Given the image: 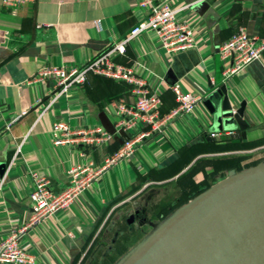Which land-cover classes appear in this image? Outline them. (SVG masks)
<instances>
[{
    "label": "crops",
    "instance_id": "obj_1",
    "mask_svg": "<svg viewBox=\"0 0 264 264\" xmlns=\"http://www.w3.org/2000/svg\"><path fill=\"white\" fill-rule=\"evenodd\" d=\"M172 8L180 9L177 19L193 30V48L168 54L146 31L116 58L135 67L148 86L161 88L162 114L176 106L166 86L178 83L183 92L203 98L222 82L219 46L239 27L264 37V0H173ZM139 17L131 0H31L14 13L0 0V164L6 167L0 177V240L29 218L30 172L47 177L52 189L60 191L67 185L65 169L83 161L80 150L99 165L118 147L117 139L101 149L54 146L52 125L61 121L71 129L101 126L111 132L116 116L110 103L132 102L127 85L90 74L81 88L45 109L52 81H28L44 67L81 65L125 37ZM226 86L234 105L245 102V134L211 139L210 133L223 131L213 130L202 103L174 118L164 133L146 139L131 157L102 173L68 208L27 231L20 246L34 257L33 264H77L94 243L86 262H102L99 252L112 244L106 229L116 210L134 198L137 211L161 202L148 185L171 182V190L181 185L189 199L229 169L227 158H237L231 160L241 167L263 165L264 54Z\"/></svg>",
    "mask_w": 264,
    "mask_h": 264
},
{
    "label": "built area",
    "instance_id": "obj_2",
    "mask_svg": "<svg viewBox=\"0 0 264 264\" xmlns=\"http://www.w3.org/2000/svg\"><path fill=\"white\" fill-rule=\"evenodd\" d=\"M30 1L2 0V4L14 13ZM131 2L138 9L140 17L125 37L112 42L107 49L94 54L81 65L68 70L55 66L44 67L28 81V83L52 81L53 91L45 109L60 97H69L72 90L81 88L90 74L124 83L129 88L132 102L127 104L119 99L110 103L116 116L113 132L101 126L71 129L61 121L52 125L54 146L101 149L117 139L118 147L112 154L105 156L99 165L86 159L85 154L80 150L79 156L83 161L69 165L65 169L67 185L60 191L52 189L47 177L30 172L32 180L28 194L30 215L24 226L11 230L0 240V264H33L34 257L20 246V240L28 230L40 225L56 212L68 208L92 187L102 173L131 157L146 139L164 133L171 120L190 113L201 103L202 97L183 92L180 85L174 83L165 88L174 94L176 106L169 113L162 114L161 88L148 86L135 67L116 62L117 56L125 54L129 42L146 31L155 34L159 47L168 54L193 48L196 42L189 25L177 19L180 9L172 8L173 0H131ZM263 54L264 37L249 35L244 28L239 27L219 46L222 82L226 84L251 63L259 61ZM210 85L213 86L214 83L211 82ZM39 102L40 100L37 101ZM232 134L233 132L210 133L209 137L219 139Z\"/></svg>",
    "mask_w": 264,
    "mask_h": 264
},
{
    "label": "water",
    "instance_id": "obj_3",
    "mask_svg": "<svg viewBox=\"0 0 264 264\" xmlns=\"http://www.w3.org/2000/svg\"><path fill=\"white\" fill-rule=\"evenodd\" d=\"M201 103L212 118L213 130L243 134L249 130L245 102L234 105L225 83L211 87ZM5 168L0 164V177ZM142 245L123 264H264V168L230 172Z\"/></svg>",
    "mask_w": 264,
    "mask_h": 264
},
{
    "label": "rangeland",
    "instance_id": "obj_4",
    "mask_svg": "<svg viewBox=\"0 0 264 264\" xmlns=\"http://www.w3.org/2000/svg\"><path fill=\"white\" fill-rule=\"evenodd\" d=\"M254 153V151H238L236 154L249 156ZM260 167L264 168V164ZM171 184V182L166 184L154 183L147 186V190L154 189L153 193L150 194L159 196L161 199L159 204L153 205L152 203L142 211H137L135 207L138 198H134L116 210L114 218L106 229L108 234L106 237H108L109 242L113 240L114 242L109 243V246L102 247L99 252L103 264H123L126 262L166 220L192 201V199H188L189 193H186V189L179 185L177 189L171 190V187H168ZM185 185L187 186L188 183L185 182ZM150 200L155 201L153 197ZM95 245L96 243L89 247L85 256L77 264L88 263L86 260L91 251H95ZM92 264H97V262Z\"/></svg>",
    "mask_w": 264,
    "mask_h": 264
},
{
    "label": "trees",
    "instance_id": "obj_5",
    "mask_svg": "<svg viewBox=\"0 0 264 264\" xmlns=\"http://www.w3.org/2000/svg\"><path fill=\"white\" fill-rule=\"evenodd\" d=\"M231 159H237V158H227V160L229 161L228 164H230V167L227 171H225L219 179L217 180H213V181H210L208 185H205L204 187L192 192L190 195H189V199H193L197 196H199L201 193H203L205 190H207V188H210L212 185H215L216 183L222 181L223 179L227 178L229 176V173L230 172H233L234 174H238V173H241L243 172L244 170H247L249 168H253L255 166H257V162H252L248 165H245L244 167H241L239 164L237 165L235 162L238 161V160H231ZM261 162H264L261 161ZM227 176V177H226ZM98 264H103V262H99Z\"/></svg>",
    "mask_w": 264,
    "mask_h": 264
},
{
    "label": "bare ground",
    "instance_id": "obj_6",
    "mask_svg": "<svg viewBox=\"0 0 264 264\" xmlns=\"http://www.w3.org/2000/svg\"><path fill=\"white\" fill-rule=\"evenodd\" d=\"M156 235V234H155ZM154 235V236H155ZM153 236V237H154ZM146 245V244H145ZM145 245H141V247H139L138 248V250L137 251H135L130 257H129V259L127 260V262H129V261H131L138 253H139V251L145 246Z\"/></svg>",
    "mask_w": 264,
    "mask_h": 264
}]
</instances>
